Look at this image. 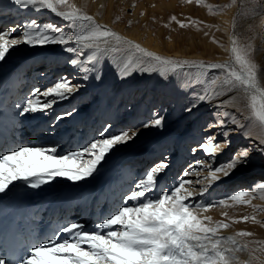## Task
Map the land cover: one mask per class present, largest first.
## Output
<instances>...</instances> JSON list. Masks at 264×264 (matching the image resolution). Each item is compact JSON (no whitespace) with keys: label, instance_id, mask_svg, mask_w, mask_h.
Returning a JSON list of instances; mask_svg holds the SVG:
<instances>
[{"label":"bare ground","instance_id":"bare-ground-1","mask_svg":"<svg viewBox=\"0 0 264 264\" xmlns=\"http://www.w3.org/2000/svg\"><path fill=\"white\" fill-rule=\"evenodd\" d=\"M117 1L122 3L124 0ZM73 9L91 16L97 25L112 30L125 40L139 44L145 50L159 55L160 52L156 51L152 44L147 42L144 45L136 41L135 26L124 30L120 24H112L111 21L117 18L116 14L119 15L121 12L112 8V0H66L64 5L58 7L59 11ZM258 11V9H253L248 15L247 23H245L246 38L239 46L251 45L258 49L259 51L253 54L254 62L264 69V14H258ZM134 12L129 14V10L123 7L121 13L125 18H129L128 20L134 21L138 10H136L137 13L134 14ZM33 19L37 21V25L51 23L65 32L72 31L66 21L49 10L37 12L31 8H19L12 4L11 0H0V32L14 27L15 31L5 38L9 42L13 38L21 40L12 46L5 59L0 61V149H14L21 146L45 148L56 146L57 155H62L79 150L94 139L107 138L122 131L130 130V136L133 132L136 134L126 143L116 145L101 161L97 170L83 180L75 182L65 177H57L49 182L54 185L47 183L38 189L26 186L24 181H16L14 187L10 186V190L0 193V259L4 260V264H17L18 261L7 245L11 229L18 230L25 235L23 228L27 224L35 234L36 242L52 236L54 232L57 233L58 240L67 237V233H59L58 230L70 222H84L91 229L122 206L125 202V195L135 187V182L143 177L146 170L161 161L168 167L162 174L160 187L175 186L177 179L183 175L185 170L192 173L191 176L184 178L193 181L185 185L194 194L193 198L187 201L193 205L203 204L204 197H206L204 195L217 183L223 184L224 195L239 190H249L248 194L264 192V189L258 187L264 184V171L253 168L256 165L264 167V158L256 157L262 155L255 148L259 141L255 137H245L239 132H231L229 139L232 141V149L247 146L253 151L248 165L237 170V174L230 178L213 182L209 187L211 168L207 165L211 163L212 166H217L225 163L232 154V150L223 153L218 151L215 159L209 162L205 151L198 145L207 137L202 139V134L214 132L218 140L222 139L219 133L223 129L219 126L208 128L210 123H214V120L212 122L213 113L229 108L230 111H236L237 115H246V112L238 111L240 104L236 107L232 106L235 102L231 101L230 97L237 95L235 92L223 94L218 98L215 94H204L208 99L195 107L192 105L188 107L191 111H187L188 108L184 106L186 109L183 107L185 110L181 115L179 114L180 117L177 116V119L176 117L175 120L172 119L173 122L170 121L171 125L176 126L181 122L186 124V131H183L185 135L181 143L167 142L164 144L166 140L178 138L175 133L162 130L165 124L163 122L168 120L167 115L165 116L166 109H161L167 100L164 93H167L168 89L171 91L169 84H165L167 82L166 73L162 74V70L140 71L135 64L139 57L134 50L127 52L125 62L121 58L113 59L114 55L120 52L110 49L103 54H97L98 60L89 62L87 57L91 55V50H85L83 55L77 57L82 61V68L73 66L69 63L73 56L65 51V46L60 44L31 45L23 42L22 34L30 30L26 26ZM5 24L7 25L4 27ZM113 45L115 46L114 42ZM185 53L176 52L171 56L177 57L178 54H182L193 61L203 58L201 55L193 56ZM133 57H135L134 60ZM128 61H133L132 67L136 70L132 71L131 75L124 76L120 69ZM213 63H223V61L215 60ZM82 69H88V71L85 72ZM61 77L66 78L71 85L75 86L67 99L58 100L51 109L44 113H29L23 116L19 114L26 99L32 98L34 89L38 88L43 91L53 86V81L56 79L58 81ZM37 78L41 81L36 82ZM262 86H264V81H262ZM29 87H32L30 91ZM150 99H153V102ZM221 99L228 102L218 108ZM145 102L147 107L143 109L141 106ZM64 113L71 114L64 116ZM57 116H63V119L56 120ZM157 118L162 119L163 125L155 126L152 123ZM197 118L198 123L195 121ZM54 121V126L50 128ZM195 123L197 127H191ZM146 124L149 126L145 127ZM199 126L203 127L202 133L199 131ZM232 127L234 126L231 124L229 129L226 127L225 131ZM38 129L40 130L37 134ZM168 136L169 138L176 137L169 139ZM144 146L147 149L143 152L142 147ZM116 152H119V155L112 156ZM185 161L187 162L183 166ZM196 161H204V164L196 166ZM106 166L108 170H105ZM205 188L207 191H204ZM201 192L203 195L200 194ZM150 194L149 198L155 196V192ZM201 213L202 210L198 214ZM41 222L40 227L38 224ZM224 235L225 243H229L227 247L231 248L233 243L227 239L229 237L227 233Z\"/></svg>","mask_w":264,"mask_h":264},{"label":"snow or ice","instance_id":"snow-or-ice-1","mask_svg":"<svg viewBox=\"0 0 264 264\" xmlns=\"http://www.w3.org/2000/svg\"><path fill=\"white\" fill-rule=\"evenodd\" d=\"M191 2V0H189ZM11 3L19 8H31L34 11L49 10L68 23L72 31L65 32L57 25L43 23L37 25L35 19L26 26L30 30L23 32V42L31 45L60 44L65 46V51L74 54L69 63L82 68V61L77 58L83 55L85 50H91L87 57L89 62L98 60L97 54H103L109 49L112 51H135L138 59L136 67L140 71H161L162 74H175L185 67L198 69H218L222 74L221 88L216 92V97L235 92L237 95L230 97L232 104H242L238 111H246L247 115L237 119L231 116L230 130H222L217 139L215 134H209L198 145L208 156L209 162L213 161L216 153L232 150L229 159L217 166L211 163L207 167L209 171V187L213 182H220L230 178L235 172L248 165L253 151L247 146L232 149V141L229 139L231 132H239L245 137H255L259 141L255 145L261 153H264V69L254 62L253 54L259 50L251 45L241 47L237 40L232 41V62L229 63H192L163 58L142 48L139 44L127 41L117 33L104 26L97 25L91 16L80 13L78 10L59 11L58 7L64 5L66 0H11ZM200 0H197V4ZM258 14H264V0H258L253 5ZM175 20V17H172ZM180 27H187L182 22ZM78 30V31H77ZM15 31L10 27L0 32V61L4 60L10 48L21 42L20 38H13L9 42L5 37ZM115 43V46L113 45ZM75 45V46H74ZM126 45V48L121 46ZM133 61L124 63L121 74L131 75L136 69L132 67ZM88 71V69H82ZM99 78V77H97ZM74 85L61 77L53 86L41 91L34 89L32 98L26 99L20 115L29 113L47 112L58 100L67 99L74 90ZM196 99L204 101L207 95H197ZM228 101L221 99L220 106ZM193 101L192 107H195ZM191 111V108L186 109ZM71 113H64V116ZM219 115V112H217ZM225 115H229L225 113ZM63 119L57 116L56 120ZM246 121V122H245ZM155 126L162 124V119L157 118L152 122ZM226 121L219 120L208 125L209 129L217 125L223 129ZM50 125V128L53 127ZM149 125H145L147 127ZM130 130L112 135L107 138L94 139L82 148L67 154L57 155V147H25L14 149H0V193L14 187L16 181H24L26 186L38 189L57 177H65L68 180L78 182L91 176L103 161L106 155L118 144L126 143L132 139ZM196 151V149H193ZM196 166L204 164V161H196ZM168 167L161 161L153 165L143 174V177L135 182V187L124 197V203L113 213H110L95 227L89 229L84 222H70L60 227L59 233H67V237L57 239V233L38 240L29 249L26 255L17 261V264H233L235 251H244V248L233 249L221 245L223 238H217L220 229L227 228V223L210 227L198 217L192 209L194 207L211 208L213 204L193 205L187 203L193 198V192L185 185L193 181L186 180L192 173L185 170L177 179L173 187H160L162 174ZM192 166L190 165V168ZM222 174V175H218ZM199 183V181H196ZM264 189V184L258 186ZM207 191V188L204 189ZM249 190H239L228 199L239 204H245ZM155 192V196L149 198V193ZM203 195V192L200 193ZM128 202H135L129 204ZM218 204H224L221 200ZM247 220V217H243ZM119 226V227H116ZM240 235H251L241 232ZM233 244L231 237L227 238ZM0 264L4 260L0 259Z\"/></svg>","mask_w":264,"mask_h":264},{"label":"rangeland","instance_id":"rangeland-1","mask_svg":"<svg viewBox=\"0 0 264 264\" xmlns=\"http://www.w3.org/2000/svg\"><path fill=\"white\" fill-rule=\"evenodd\" d=\"M257 3L258 0H200L199 4H197V0H191V2H189V0H124L122 3H118L117 0H112L113 9L122 12L123 7H125L129 10V14L134 12V10V14L137 13L136 10H138V13L135 14L137 17L133 21L131 19L128 20L129 18L127 17L125 18L120 12L119 15L116 14L117 18L111 22L112 24H120V27H123L124 30L131 29V27L135 26L137 29L134 36L136 41L144 45L147 42L152 44L155 46L156 51L160 52L159 56L161 57L171 60L189 61L192 63L203 62L208 64L215 62V60H222L223 63H229L233 59L231 53L232 41L234 39L237 40L238 45L244 42L247 34V27H245V23H247L246 19L254 9L253 5ZM172 17H175V20H173ZM178 22L186 24L187 27H180V23ZM6 25L7 24H5L4 27ZM119 52L120 53L114 55L113 59L121 58L122 61L125 62V56L128 51L122 50ZM176 52H186L188 55L193 56L201 55L203 58L193 61L190 57L182 54H178V58L171 56ZM71 55L74 56L72 53ZM108 57H110L109 54ZM134 59L135 57H133V60ZM185 68L175 74H165L167 81L165 84H169L168 86L171 88V91L168 89L166 90L167 93H164L167 100H165L161 109H166L165 111L167 114L165 113V116L167 115L166 118L168 120L166 121L168 123L166 121L163 122V124H165H162V130L164 131L165 129L168 130L169 133H175L176 136L178 135V138L176 140H171L170 138L175 139L176 136L170 138L168 136L167 138L170 140H166L164 144L167 142L181 143L180 141L185 135L183 132L186 131L185 122L178 123L177 126L171 125L173 122L172 119L175 120V117L177 119V116H179V114L181 115V113L184 112L183 110L190 107L193 101L195 105L201 104L203 101L196 99L197 95L216 94L221 88L222 74L220 70H206L195 67ZM35 81H41V79L37 78ZM56 81H53V84ZM30 88L32 87H29V91L31 90ZM150 100L152 101L153 99ZM148 101L149 100H147V102ZM184 106H186V108ZM141 107L143 109L147 107L146 102L142 104ZM238 108L242 109L243 105H238ZM230 110L229 108L227 110L221 109L222 112L220 111L219 115H217V112L213 113L212 116L214 117L212 122L213 120L214 122L217 120H224L226 123L223 126V130H226V127L229 129L231 126V116L235 115L237 119L238 117L239 119L243 117L240 114L237 115L236 111ZM241 111L243 113L246 112L243 110ZM225 113L229 115L226 116ZM197 120L198 118L195 121L197 122ZM195 126L197 127L196 123L191 127ZM219 128L221 127L219 126ZM202 129L203 127L199 126L200 132ZM39 130L40 129H38L37 134ZM208 135L209 134H202V139ZM154 140L156 141L157 139ZM145 149H147L145 146L142 147L143 152ZM117 154L119 155V152L114 153L112 156H116ZM260 155L256 157L258 159L264 158V153H262V157ZM186 162L187 161L183 163V166ZM253 168L260 169L261 172L264 171L263 166L256 165ZM105 170H108V167L105 168ZM235 174L237 173L235 172ZM218 175L222 174L218 173ZM49 184L54 185L52 183ZM222 190L223 184L217 183L213 189L204 195L206 197H204L203 204H213L215 206L211 208H193L192 211L202 220L205 217H209L210 219L204 220V223L210 227H215L220 223H227L229 225L227 228L220 229L216 235L217 238H223L221 240V245L223 247L230 248L227 247L229 243H225L224 240V234L227 233L228 236L235 241L231 248H244V251H235L233 253L236 257V259L233 260V264H264V192L247 193L245 199L248 202L239 204L228 199V197L236 191L224 195ZM149 195L151 194L149 193ZM221 200H224L225 203L218 204L217 202ZM198 209L202 210L200 215L198 213L201 212V210L199 211ZM243 217H247L248 219L243 220ZM241 232L251 233V235L242 236L240 235Z\"/></svg>","mask_w":264,"mask_h":264}]
</instances>
